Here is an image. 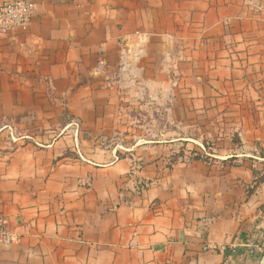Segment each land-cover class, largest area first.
Here are the masks:
<instances>
[{"label":"crops","instance_id":"crops-1","mask_svg":"<svg viewBox=\"0 0 264 264\" xmlns=\"http://www.w3.org/2000/svg\"><path fill=\"white\" fill-rule=\"evenodd\" d=\"M31 1L0 39V264H255L264 0Z\"/></svg>","mask_w":264,"mask_h":264},{"label":"built area","instance_id":"built-area-1","mask_svg":"<svg viewBox=\"0 0 264 264\" xmlns=\"http://www.w3.org/2000/svg\"><path fill=\"white\" fill-rule=\"evenodd\" d=\"M35 14V4L31 0H19L13 3H5L0 7V39L8 38L15 40L19 30L27 27ZM262 242L253 243L249 246L248 257L254 258L264 252V234ZM20 243L19 235L12 229L9 219L0 214V246H13ZM207 250H214L207 247ZM225 252L235 254L234 247L226 249ZM247 258V257H246Z\"/></svg>","mask_w":264,"mask_h":264},{"label":"rangeland","instance_id":"rangeland-1","mask_svg":"<svg viewBox=\"0 0 264 264\" xmlns=\"http://www.w3.org/2000/svg\"><path fill=\"white\" fill-rule=\"evenodd\" d=\"M123 116L127 119L128 123L124 126V133L131 134L132 136L144 138L148 137V135H159L163 131V127H160L159 125L153 126L149 125V113L146 110L137 109L135 107H128V109H125ZM155 116H157V113H155ZM131 118L132 120H138L139 122L136 124L131 125ZM122 139V138H121ZM130 142H122L121 140H114L113 142H109L110 145H126L130 147H135L137 144L141 145L142 143H138L136 140H125ZM185 149L184 146L181 145V143L176 144L173 151H177L181 154V152ZM191 149V148H189ZM179 155V154H177ZM177 159L174 157L172 160V163H174ZM264 258V252L262 255L258 257V259L255 261V264H260Z\"/></svg>","mask_w":264,"mask_h":264},{"label":"bare ground","instance_id":"bare-ground-1","mask_svg":"<svg viewBox=\"0 0 264 264\" xmlns=\"http://www.w3.org/2000/svg\"><path fill=\"white\" fill-rule=\"evenodd\" d=\"M263 264H264V261H263Z\"/></svg>","mask_w":264,"mask_h":264}]
</instances>
